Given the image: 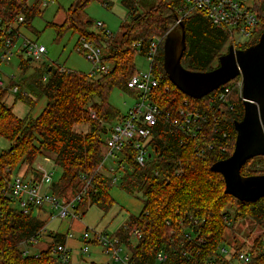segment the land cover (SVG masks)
<instances>
[{
  "label": "trees",
  "instance_id": "16d2710c",
  "mask_svg": "<svg viewBox=\"0 0 264 264\" xmlns=\"http://www.w3.org/2000/svg\"><path fill=\"white\" fill-rule=\"evenodd\" d=\"M29 1L0 0V17L13 23L17 16L23 15L25 21L22 26L30 25L40 13L38 9L43 0H36L33 6H29ZM87 3L88 0H85L78 8L71 9L64 23L55 26L60 33L71 28L79 32L80 38L99 46L104 53V62L109 65L107 73L94 77L76 72L64 74L52 66L43 71L36 70L17 84L20 98L31 108L40 100H47L45 109L36 119L30 115L23 119L16 116L4 103L7 90L0 88V139L10 142L8 150L0 154V264H56L52 249L57 244L66 243L65 236L56 234L53 243L41 252L40 258L24 256V246L31 245L30 241L47 223L39 214H24L19 208H14V201L8 198L13 171L20 164H32L40 156L52 159L54 168L60 170L61 175L52 183L51 193L67 200L86 187L84 179L90 181L76 208L77 212L88 205L102 209L113 205L114 200L110 195L114 185L112 176L107 168L100 170L102 148L109 129L91 120L89 107L93 106L100 120L108 125L113 123L119 112L109 104L112 90L120 88L130 92L127 82L136 72V54L144 55L147 52L152 37L166 36L176 24L174 15L184 6L183 0H174L168 5L161 4L139 14L136 3L124 0L132 24L127 26L122 41L115 43L102 31H87L86 27L92 25L83 11ZM253 11L260 20L259 28L250 42L239 49L256 44L264 32V0H253ZM183 24L187 43L182 58L183 67L193 72L215 69L219 58L227 53L232 44L229 30L213 25L202 10L186 16ZM177 28L180 29L179 26ZM139 41L143 45L140 51L133 47ZM163 63L164 49L156 66V72L162 74L163 78L152 94L153 103L174 116L185 106V102L198 110H208L210 97L215 92L201 100L186 96L169 80ZM21 66L27 72L29 59L23 60ZM45 75L48 76L47 81H43ZM234 94L231 102L235 110L227 112L226 120L220 124V129L229 136L226 153L214 151L197 157L198 148L211 142L219 147L224 143L222 138L208 130L206 139H190L164 122L154 131L149 144L152 159L146 167L141 168L135 163L132 143L125 148L124 159L119 166L127 164L128 169L123 172L119 184L131 195L142 193L143 200L141 213L130 217L127 228L140 230L142 238L131 245L130 235L123 229L117 235L123 236L124 242L130 245L135 264H205L224 243L229 223L244 219L262 229V234L251 248V264H264V198L255 202H241L227 195L223 176L211 169L215 163L229 158L235 149L237 132L234 122L242 120L244 106L242 99ZM78 125H89V132H77L75 127ZM241 174L264 175V157L247 161ZM194 221L199 224L194 225ZM171 230L173 233H170ZM185 231H192L206 243L201 247L190 244L185 240ZM163 250L168 254V259L158 263L157 254ZM185 251L192 255L184 256Z\"/></svg>",
  "mask_w": 264,
  "mask_h": 264
},
{
  "label": "built area",
  "instance_id": "2783aa9c",
  "mask_svg": "<svg viewBox=\"0 0 264 264\" xmlns=\"http://www.w3.org/2000/svg\"><path fill=\"white\" fill-rule=\"evenodd\" d=\"M51 1L43 0L42 3L48 5ZM183 3L184 6L177 11L180 20L176 21L174 27H180L184 18L194 11L202 10L213 25L229 30L232 40L231 45H234L236 49L250 42L259 28L260 20L253 11V0H183ZM24 21L23 15L17 16L13 23L6 22L0 17V68L3 64H9L15 57V48L19 45V42H21L19 51L25 58L40 60L46 55L47 49L44 46H38L26 38L21 39L23 37L20 33V26L24 24ZM96 26L100 31L104 32L108 39H113L112 33L105 29L102 22H98ZM236 36L239 37L238 40H236ZM165 37L151 38L148 50L144 54L149 64V72H135L127 82L128 89L138 96V101L129 108L128 112L119 121L108 125L99 119L92 105L89 107L91 120L98 122L101 127L109 129L102 148L103 162L100 170L106 168V160H116L120 155L124 157V150L130 143L133 144V149L135 150V163L141 168L146 167L152 159V149L149 144L155 129L161 122L169 124L172 129L190 139L199 137L206 139V131L208 130H211L216 137L222 138L224 143L219 147H217L215 142H211L207 143L203 148H198L196 151L197 157H202L206 153L214 151L226 153L229 149V136L220 129V124L226 120L227 112L235 110L230 96L236 93L242 99L243 83L241 78H237L216 90L215 94L210 97L208 110H198L188 102H185V106L180 108L178 114L175 116L171 112L161 109L153 103L151 97L154 90L159 88L163 78L162 74L156 72V66L162 55ZM142 46V42L140 41L133 45L139 51ZM78 51L84 54L93 64L91 76L94 77L109 71V65L104 62L103 50L93 42L80 38ZM54 68L64 74L73 72L63 66ZM47 80L48 76L45 75L43 81ZM0 88L5 89L1 75ZM12 91L20 94V87L15 84L12 87ZM23 95L27 96V93L23 92ZM116 164V167L111 166L108 168L114 185L119 184L121 176L126 169L125 165L119 166V162H116ZM53 176V173H50L44 178V186L48 189H50L54 182ZM84 181H86V187L76 196L67 200L57 197L53 193H44L41 191L39 184L32 181L26 182L21 177L12 175L7 195L10 200L18 204L19 209L24 214H40L45 210V206L49 205L50 210L48 214H50L52 220L57 218L64 220L69 217L78 219L79 215L77 214L76 207L81 202L86 193L87 186L90 184V181L87 179H84ZM193 224L198 225L199 222L194 221ZM45 228L30 241L31 245L24 246L23 254L25 257H41V252L32 254L30 248H33L37 244ZM123 230L130 235V238H134L136 242L142 238L140 230H129L127 226H124ZM170 233H173V230ZM72 237V235L66 236L65 244H57L52 249V256L56 264H71V249L67 246V240ZM82 240L86 243L83 249L84 252L89 251L87 244L94 243L102 247L104 253L109 255L114 263L135 264L131 247L124 242L123 236L95 233L93 237H90V234L86 232ZM185 240L198 247L206 243L203 238L195 236L192 231H185ZM126 246L130 252L126 251ZM189 253L185 251L184 256H191L192 254ZM167 259L168 254L164 250L157 254L156 260L158 263H164ZM252 259L253 254L251 250H229L222 243L205 264H251Z\"/></svg>",
  "mask_w": 264,
  "mask_h": 264
},
{
  "label": "rangeland",
  "instance_id": "374dc122",
  "mask_svg": "<svg viewBox=\"0 0 264 264\" xmlns=\"http://www.w3.org/2000/svg\"><path fill=\"white\" fill-rule=\"evenodd\" d=\"M85 0H52L48 5L42 3L39 7V14L35 16L30 25H24L20 28L23 38L28 39L38 46H44L47 49L46 55L40 60L30 61V68L27 72L21 66V62L28 58L22 56L19 51V45L15 48L16 55L9 64H3L0 68V75L4 81V88L7 94L4 103L11 108L16 116L23 119L28 115L36 119L38 118L47 105V100H40L36 106L31 108L27 102L20 98L19 94L12 91L15 84L21 83L25 78L30 77L36 70L43 71L46 67L63 66L73 72L89 75L93 71V64L88 58L78 51L80 35L73 29H66L60 33L56 25L64 23L69 16L71 9L79 7L81 2ZM136 3V9L139 14L160 6L168 5L174 0H132ZM36 0H30L29 6H33ZM251 3V2H250ZM249 4V3H248ZM85 17L92 22V25L84 26L88 32L99 33L100 30L96 26L98 22H102L106 30L113 35L115 43H120L122 37L130 26L131 19L129 11L124 4V0H88L84 8ZM80 25V23L78 24ZM239 37L236 36V40ZM244 40V39H242ZM226 53V52H225ZM135 71L137 73H148L149 64L144 55L138 53L134 59ZM235 97H238L236 93ZM232 96H230V100ZM138 96L124 89L114 88L109 98V104L115 108L119 114L115 117L113 123L120 120L129 108L136 104ZM81 126V125H78ZM76 126L75 129L78 127ZM10 142L0 139V154L8 150ZM103 152V150H102ZM123 156H118L116 160L109 159L105 161V167H116V162L122 161ZM54 161L46 157H38L32 164H20L14 171V176H19L26 182H31L34 175L38 173L40 180L39 185L44 193H51V190L44 186V178L53 173L56 182L61 171L56 170ZM128 169V165L125 164ZM120 183V182H119ZM110 195L114 200L111 207L102 209L99 206H83L78 210V219H51L48 211L50 206L46 205L45 210L39 214L41 219L46 222V228L42 232L37 244L30 248L32 254L45 251L53 243V236L60 234L63 236L72 235L67 240V246L71 249V264H116L111 257L104 253L102 247L97 244L89 243L88 252H84L83 235L88 232L90 237L95 233L115 235L127 223L132 216H137L143 208L142 193L135 192L134 195L125 191L120 184L113 185ZM71 195H69L70 197ZM14 208H19L16 202L12 203ZM78 206V205H77ZM77 208V207H76ZM231 212L232 209L229 208ZM36 215L38 213H35ZM262 234V229L248 219H244L237 223H230L225 234L223 243L229 250L241 249L250 251L256 239ZM131 244H136L134 238H129ZM130 246V245H129ZM126 251L130 252L126 246ZM24 250V249H23Z\"/></svg>",
  "mask_w": 264,
  "mask_h": 264
},
{
  "label": "water",
  "instance_id": "95a60500",
  "mask_svg": "<svg viewBox=\"0 0 264 264\" xmlns=\"http://www.w3.org/2000/svg\"><path fill=\"white\" fill-rule=\"evenodd\" d=\"M174 19L180 20L177 14ZM163 49V66L169 80L194 100H201L241 78L244 116L234 122L237 132L235 149L229 158L215 163L211 169L223 176L227 195L241 202L264 198V175L241 174L247 161L264 157V32L256 44L245 49L230 45L227 53L219 58L218 66L208 72H193L183 67L182 58L187 49L183 22L180 29L173 27L166 34Z\"/></svg>",
  "mask_w": 264,
  "mask_h": 264
},
{
  "label": "crops",
  "instance_id": "0c3cea01",
  "mask_svg": "<svg viewBox=\"0 0 264 264\" xmlns=\"http://www.w3.org/2000/svg\"><path fill=\"white\" fill-rule=\"evenodd\" d=\"M96 33V32H95ZM124 116V115H123ZM122 116V117H123ZM121 117V118H122ZM89 125H82V126H78L77 128H76V131L77 132H79V133H88L89 132ZM32 182H34V183H37V184H39V182H40V180H39V178H38V173H36L35 175H34V179H32L31 180Z\"/></svg>",
  "mask_w": 264,
  "mask_h": 264
},
{
  "label": "flooded vegetation",
  "instance_id": "af4514ba",
  "mask_svg": "<svg viewBox=\"0 0 264 264\" xmlns=\"http://www.w3.org/2000/svg\"><path fill=\"white\" fill-rule=\"evenodd\" d=\"M239 49V48H238Z\"/></svg>",
  "mask_w": 264,
  "mask_h": 264
}]
</instances>
